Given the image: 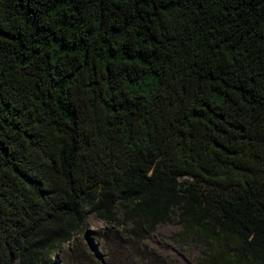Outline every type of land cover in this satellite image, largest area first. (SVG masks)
<instances>
[{"label": "trees", "instance_id": "1", "mask_svg": "<svg viewBox=\"0 0 264 264\" xmlns=\"http://www.w3.org/2000/svg\"><path fill=\"white\" fill-rule=\"evenodd\" d=\"M90 213L113 263L174 216L199 264H264V0H0V264Z\"/></svg>", "mask_w": 264, "mask_h": 264}, {"label": "rangeland", "instance_id": "2", "mask_svg": "<svg viewBox=\"0 0 264 264\" xmlns=\"http://www.w3.org/2000/svg\"><path fill=\"white\" fill-rule=\"evenodd\" d=\"M175 213L178 215L179 211L175 209ZM84 228L85 233L75 243L63 244L58 249L50 264H122L113 263V255L120 259L131 255L128 241L123 238L121 229L106 225L96 214H89ZM182 229V223L173 216L148 235L143 249L146 255L152 256V264H199L203 249L178 238L177 234Z\"/></svg>", "mask_w": 264, "mask_h": 264}]
</instances>
